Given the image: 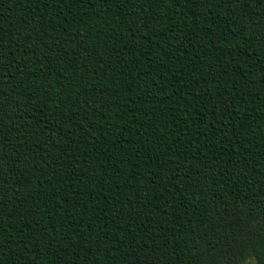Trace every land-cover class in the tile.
Wrapping results in <instances>:
<instances>
[{
  "label": "trees",
  "instance_id": "16d2710c",
  "mask_svg": "<svg viewBox=\"0 0 264 264\" xmlns=\"http://www.w3.org/2000/svg\"><path fill=\"white\" fill-rule=\"evenodd\" d=\"M0 264H264V0H0Z\"/></svg>",
  "mask_w": 264,
  "mask_h": 264
}]
</instances>
